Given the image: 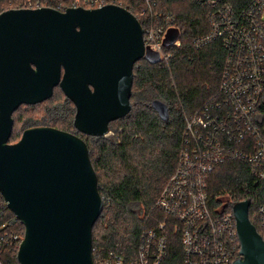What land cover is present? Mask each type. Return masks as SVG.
I'll use <instances>...</instances> for the list:
<instances>
[{
	"label": "water",
	"instance_id": "95a60500",
	"mask_svg": "<svg viewBox=\"0 0 264 264\" xmlns=\"http://www.w3.org/2000/svg\"><path fill=\"white\" fill-rule=\"evenodd\" d=\"M146 55L142 25L117 5L0 13V193L25 228L20 264H94L93 227L103 198L83 138L39 126L11 143L14 113L52 99L59 88L76 107L77 132L105 137L112 122L131 112L134 67ZM152 106L169 119L164 102ZM250 203L233 206L241 246L234 264H264Z\"/></svg>",
	"mask_w": 264,
	"mask_h": 264
},
{
	"label": "built area",
	"instance_id": "2783aa9c",
	"mask_svg": "<svg viewBox=\"0 0 264 264\" xmlns=\"http://www.w3.org/2000/svg\"><path fill=\"white\" fill-rule=\"evenodd\" d=\"M161 1L26 0L20 9L123 7L142 25L146 50L167 61V49L181 41L177 18L159 9ZM192 2L206 10L209 22V32L197 37L194 46L220 41L225 50L222 98L184 113L175 171L146 217L136 254L126 258L109 252L98 255L94 264H170L172 250L179 251L180 259L171 264H234L241 258L233 208L228 209L230 201L211 203L208 181L230 161L245 165L251 177L264 181V0L238 6L231 0ZM155 210L162 218H153ZM258 225L264 234V203L258 208ZM6 226L0 224V264H7L2 252L19 247L24 238L4 231Z\"/></svg>",
	"mask_w": 264,
	"mask_h": 264
},
{
	"label": "trees",
	"instance_id": "16d2710c",
	"mask_svg": "<svg viewBox=\"0 0 264 264\" xmlns=\"http://www.w3.org/2000/svg\"><path fill=\"white\" fill-rule=\"evenodd\" d=\"M25 1L0 0V13L20 9ZM231 1L238 6L250 0ZM159 9L176 16L181 45L167 49V61L147 50L146 57L135 64L132 110L110 124V127L117 126L114 136L78 134L88 145L103 198L102 213L93 227L94 262L98 255L109 252L126 258L136 254L141 232L147 226L146 217L154 210L175 171L185 125L184 113L222 98L219 84L225 50L221 42L202 48L194 46L197 37L209 32L206 10L192 0H162ZM154 100L168 106L167 121L153 108ZM40 104L46 105L38 121L42 126L73 132L75 108L59 88L52 99ZM12 137L13 132L10 141ZM208 182L210 201L215 205L222 200L230 201L228 209L231 211L234 203L250 200V220L264 236L258 225V208L264 203V181L251 177L245 165L230 161L221 165ZM152 215L162 218L156 210ZM0 224H7L4 231L9 234H24L23 224L6 206L1 193ZM237 248L239 254L240 242ZM18 249L16 246L2 252L7 264H20ZM169 259L170 264L179 261V251L172 250Z\"/></svg>",
	"mask_w": 264,
	"mask_h": 264
},
{
	"label": "rangeland",
	"instance_id": "374dc122",
	"mask_svg": "<svg viewBox=\"0 0 264 264\" xmlns=\"http://www.w3.org/2000/svg\"><path fill=\"white\" fill-rule=\"evenodd\" d=\"M177 32L179 33V29H177ZM45 109L46 105L44 104L22 106L14 115L15 125L13 137L10 142L15 143L19 141L26 129L42 126L38 121L43 117ZM116 128V124L113 127H110V133L108 136H114L116 134ZM75 132L76 130L74 129L71 133Z\"/></svg>",
	"mask_w": 264,
	"mask_h": 264
},
{
	"label": "flooded vegetation",
	"instance_id": "af4514ba",
	"mask_svg": "<svg viewBox=\"0 0 264 264\" xmlns=\"http://www.w3.org/2000/svg\"><path fill=\"white\" fill-rule=\"evenodd\" d=\"M70 101V100H69ZM72 104H73V106H74V108H75V113H76V107H75V105H74V103L72 102V101H70ZM73 127H74V125H73ZM75 129V128H74ZM76 130V129H75ZM76 134H80V133H78L77 132V130H76V132H75ZM82 135V134H81Z\"/></svg>",
	"mask_w": 264,
	"mask_h": 264
}]
</instances>
